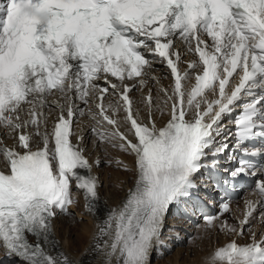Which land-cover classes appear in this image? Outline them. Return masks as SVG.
<instances>
[{"label":"snow or ice","instance_id":"obj_1","mask_svg":"<svg viewBox=\"0 0 264 264\" xmlns=\"http://www.w3.org/2000/svg\"><path fill=\"white\" fill-rule=\"evenodd\" d=\"M177 38L198 57L183 72ZM156 60L174 80L171 93L160 89L163 104L170 103L162 127L153 119L151 90L145 123L133 112L129 93L135 85L125 83L139 78L144 86ZM197 68L194 84L186 86ZM110 90L119 103H103ZM93 98L98 111L88 110L95 121L91 131L101 143L122 141L113 147L134 154L137 170L133 188L99 228L111 237L107 256L116 264H148L170 206L190 197L201 169H216L218 157L231 150L241 154L231 179L264 176V0H0V128L17 140L13 147L0 141L7 169L0 170V246L24 264H68L45 244L57 212L67 214L75 203L73 181L89 211L99 199L92 164L70 141L77 111L85 114L76 101L87 106ZM121 106L134 140L113 118ZM46 108L60 110L50 132ZM226 116L231 129L223 124ZM33 137L39 138L35 149ZM254 192L259 199L246 201L239 230L227 221L222 230L243 235L264 205V179ZM222 209L230 211L229 204ZM214 220L205 217L209 227ZM210 260L264 264V235L257 240L253 232L243 245L229 241Z\"/></svg>","mask_w":264,"mask_h":264},{"label":"bare ground","instance_id":"obj_2","mask_svg":"<svg viewBox=\"0 0 264 264\" xmlns=\"http://www.w3.org/2000/svg\"><path fill=\"white\" fill-rule=\"evenodd\" d=\"M150 77L156 78L155 80H153L156 86L166 85L168 83V76H166L162 72V69L160 67H153L149 69V76L145 78L149 79ZM50 98L51 100L55 99V97H50ZM157 100L161 102L164 101V95H161L159 91H157ZM79 102L80 101L77 100L76 104H78ZM117 102L119 103V99L117 100ZM132 107L138 115L144 114V110H143L144 104L142 102H138L137 99L133 100ZM57 109L59 108H55V109L46 108L45 112L47 113V116H48L51 113L55 112ZM139 111H141V113ZM118 113H119L118 122L121 126H123L124 125L123 112L120 109ZM82 118L83 120L81 124L84 123L85 125H87L86 115H84ZM42 128L45 130L44 126H41V129ZM77 128L78 129L80 128L79 125L77 126ZM28 131L34 132L35 129L28 128ZM47 131H48V120H47ZM0 132H1L2 138L7 142H10L12 141V139H15V133H13L12 135H9L8 131L5 130L4 128H0ZM80 132L83 135V142L84 143L87 142L86 151L90 153V157L94 161V169L96 173H100L101 169L97 166L96 161L98 159L97 153L101 151V149H100V145L98 146L94 145L95 140H97L98 138L94 134H89L85 127ZM36 140H37V137H33V142H36ZM113 141L114 143L112 142L111 143L103 142V143L106 144V147L110 152L114 153V155L116 156L114 157L118 158L122 162L121 163L122 168L114 172L113 177L114 179H116V182H117L116 186L118 187V189H121L122 188L121 186H124L123 191L119 193L118 195H116V199L114 200V202L111 200L105 199V196L102 193H100L99 199L95 202L94 209L92 211H89V210L86 211L83 208V204L80 202L79 196H77V198L74 200L75 203H73L72 207H74V210H76L77 214H79L80 216L83 215L84 217H86V220L84 221V223H81V226H80L81 229L80 228L78 229V230H81L78 233V239L75 238V240H72V241H70L69 239H64L62 243V241H59L56 238L57 235L55 233H52V236L50 237L49 242L45 244L46 250L49 251L51 255L59 256L61 259H63V257H66L68 264H116L115 257L109 258L107 256L108 245L111 243V237L110 235L109 236L102 235L99 231V228L100 226L103 225L110 211L114 208H118L121 205L122 201L126 198L128 190L133 188L135 184V180L137 178V170L134 165V160L128 152L122 151L119 147H113V144L118 145V139L113 140ZM108 147H112V149H109ZM2 162H3V159L2 157H0V163ZM125 167H127L128 169L127 171L125 170ZM98 182H100V177L98 178ZM61 223L62 225H65V226H67L68 224L67 221H61ZM68 232L70 233L71 229H69ZM262 235H264V231L263 233H261L260 237ZM224 236L225 235L221 237H224ZM158 241H160V238L155 239L153 243L156 244V242ZM153 249L154 247L152 246V248L149 251V257ZM0 254L1 255L5 254V252L2 251L1 248H0ZM205 256L207 257L203 259L202 261L203 264H212L210 262L211 260L209 259L210 253L206 254ZM149 259L150 258H148V260Z\"/></svg>","mask_w":264,"mask_h":264},{"label":"rangeland","instance_id":"obj_3","mask_svg":"<svg viewBox=\"0 0 264 264\" xmlns=\"http://www.w3.org/2000/svg\"><path fill=\"white\" fill-rule=\"evenodd\" d=\"M94 143H95L94 145H97V146L100 145L101 151H103L105 153L107 151L110 152L107 149L106 144L102 143L103 144L102 145L98 139L95 140ZM103 148H105V149H103ZM101 151H99L100 155H101ZM110 153H112V152H110ZM114 156H115L114 153H113V157L111 156V154L107 153L106 156L101 161L102 164L100 162L99 166H98L101 169V171H100L101 176H102L101 179H103V182L101 185V191L103 192V195L106 196L105 198H107L108 200H111L113 202L116 199V195L121 193L123 191V188H124V186H121L122 188L118 189V187L116 186V183H117L116 179H114V177H113L114 172H116L122 168L121 167L122 164L117 163V161L119 159L115 158L116 156L115 157ZM115 159H117V160H115ZM112 179H113V181H112ZM72 206H73V204H72ZM72 209L74 210V207H72ZM63 216L64 217L66 216L65 220H64ZM63 216L60 217L61 220L56 218L55 222H54V224H55L54 231H56V233H57L56 234L54 232L57 235L56 238L59 241H62V243H63L64 239H69L70 241L75 240V238L78 239V233L81 231L78 229L79 228L81 229V227H80L81 223H84V221L86 220V217H84L83 215L80 216L76 212H71V211L67 214H64ZM61 221H67L68 222L67 226L62 225ZM170 222L171 223H170L169 227L167 228L169 234H171L172 231L174 230L173 224H176L177 219L173 220L171 218ZM67 229L68 230L71 229V232L69 233ZM260 231H264V226H261ZM253 232L254 231H252L251 234ZM63 237H65V238H63ZM169 237H170V235H167V237H165V238L159 237L160 241L156 242L157 246L153 249V251H152L153 255L152 254L150 255V257H149L150 259L148 260L149 261L148 264H173V263L174 264L175 263L176 264H201V263L203 264V262H202L203 259L205 257H207L205 255L209 254V251L206 253L207 247L206 248H204V247H205V245L209 244L211 241L213 242V238H210L211 240H207L205 237L197 236L191 243H187L186 245H184L182 247H179V246L173 247L171 253H169V252L164 253L163 252L164 250L161 246L162 245H166V246L171 245V242H169ZM0 257H3V255L0 254ZM9 260L10 259H8L7 261H9ZM14 261H15V259H14ZM15 262H18V261H15ZM20 264H22V263H20Z\"/></svg>","mask_w":264,"mask_h":264}]
</instances>
